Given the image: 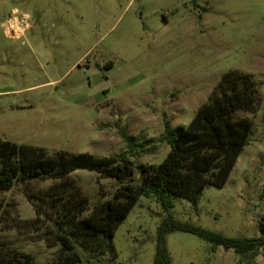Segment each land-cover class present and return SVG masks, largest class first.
Returning a JSON list of instances; mask_svg holds the SVG:
<instances>
[{"label":"rangeland","instance_id":"obj_1","mask_svg":"<svg viewBox=\"0 0 264 264\" xmlns=\"http://www.w3.org/2000/svg\"><path fill=\"white\" fill-rule=\"evenodd\" d=\"M233 69L254 77L259 108L241 112L255 133L226 185L208 186L197 207L175 199L170 211L142 197L114 236L115 264H155L169 215L232 238L264 234V0H0V135L19 144L158 165L170 151L166 123L189 124ZM124 134L145 148L132 154ZM71 177L90 202L81 218L119 188L94 171ZM54 183L18 182L0 195V254L64 263L52 226L60 216L43 197ZM162 247L170 264H264V247L237 254L181 231ZM102 256L91 264H108Z\"/></svg>","mask_w":264,"mask_h":264},{"label":"trees","instance_id":"obj_2","mask_svg":"<svg viewBox=\"0 0 264 264\" xmlns=\"http://www.w3.org/2000/svg\"><path fill=\"white\" fill-rule=\"evenodd\" d=\"M258 96L259 86L251 74L237 69L227 71L189 124L174 128L166 123L161 140L170 151L158 165L137 164L123 154L100 157L89 152L51 151L6 140L0 135V195L18 182L54 180L43 197L60 216L52 226L58 243L68 254L63 264H91L102 252L110 257H98L99 261L115 264L118 253L114 236L142 197H154L163 209L170 211L175 199H186L197 207L208 186L226 185L255 133L253 120L241 112H257ZM124 140L132 154L145 148L144 143L135 142L126 134ZM78 170L98 172L119 183L111 199L97 204L82 218L90 202L71 177ZM4 210L0 199V220ZM174 231L194 234L214 248L222 246L237 254L264 247V234L259 238H232L181 223L169 215L158 230L160 246L155 264H170L162 244L166 235ZM79 243L83 247L81 253L77 250ZM0 264L29 263L1 253Z\"/></svg>","mask_w":264,"mask_h":264}]
</instances>
